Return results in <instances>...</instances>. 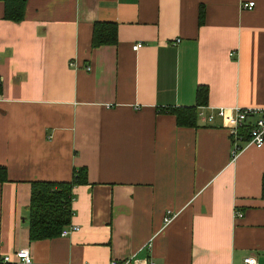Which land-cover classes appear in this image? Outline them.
I'll use <instances>...</instances> for the list:
<instances>
[{
	"label": "crops",
	"instance_id": "obj_1",
	"mask_svg": "<svg viewBox=\"0 0 264 264\" xmlns=\"http://www.w3.org/2000/svg\"><path fill=\"white\" fill-rule=\"evenodd\" d=\"M96 21L117 24L116 45L91 47ZM200 86L196 112L264 108V0H26L18 22L0 0V257L264 264V143L233 155L219 118L177 124L166 110ZM79 167L76 229L30 241L31 183Z\"/></svg>",
	"mask_w": 264,
	"mask_h": 264
},
{
	"label": "trees",
	"instance_id": "obj_2",
	"mask_svg": "<svg viewBox=\"0 0 264 264\" xmlns=\"http://www.w3.org/2000/svg\"><path fill=\"white\" fill-rule=\"evenodd\" d=\"M4 17L18 22L23 19L26 0H2ZM203 9L199 11L202 22ZM117 44V24L112 21H96L93 24L91 47ZM207 88L200 86L196 90V105L186 108H168L175 115L176 122L182 126H193L197 118L196 108L207 102ZM246 140L245 130H241ZM6 169L0 166V181L6 180ZM87 182L86 169L75 168L69 182L35 181L30 185L28 238L30 241L59 237L63 228L68 227L72 210L71 198L74 186Z\"/></svg>",
	"mask_w": 264,
	"mask_h": 264
},
{
	"label": "built area",
	"instance_id": "obj_3",
	"mask_svg": "<svg viewBox=\"0 0 264 264\" xmlns=\"http://www.w3.org/2000/svg\"><path fill=\"white\" fill-rule=\"evenodd\" d=\"M255 6L253 1L241 2L240 7L243 9L251 10ZM143 46L142 42H136L132 45L133 50L139 49ZM198 118L204 123L215 121L219 118L223 125L229 130V135L233 142L232 154L235 155L240 146L241 141H246L256 147H261L264 143V108H223L219 107L212 111L206 112L204 107H200L197 111ZM241 130L246 131L247 139L245 140L240 133ZM234 214L236 217H241L242 213L235 209ZM170 219L169 213L164 217V222H168ZM76 227L68 226L62 229L60 235L64 236L75 230ZM32 257L26 248L16 250L12 255H3L0 257V264H31ZM108 264H154L150 260L135 261L132 257H127L123 260H113ZM242 264H258L254 255H246L243 258Z\"/></svg>",
	"mask_w": 264,
	"mask_h": 264
}]
</instances>
